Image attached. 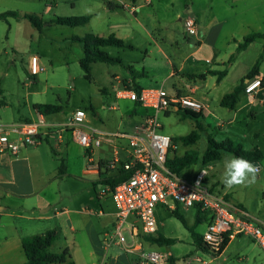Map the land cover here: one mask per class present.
I'll use <instances>...</instances> for the list:
<instances>
[{
	"label": "rangeland",
	"instance_id": "1",
	"mask_svg": "<svg viewBox=\"0 0 264 264\" xmlns=\"http://www.w3.org/2000/svg\"><path fill=\"white\" fill-rule=\"evenodd\" d=\"M155 1H162L169 10L153 15L150 23L144 22V26L151 30L156 29L160 34L181 31L183 23L179 22L177 11L180 10V18H184L185 22V4L190 5L191 0ZM107 2L108 0H0L2 12L18 11L22 14L37 15L43 23V29L40 32L26 20L17 21L10 18L8 21L0 22L2 26L0 89L4 91V98L10 103L8 109H0V121L9 122L22 117L36 120L33 104L42 102L58 105L62 109L58 115L48 118L49 122H65L73 111L80 108L86 112V126L115 132V128L124 121L121 111L115 110V69L121 70V68L115 64L97 62L92 66L91 79H87L80 66V59L84 55L82 46L71 40L73 35L80 37L89 33L100 36L109 35V29L115 26V10L107 13ZM118 15L119 21L124 23L136 22V19L128 13L121 12ZM81 16L92 18L87 25L77 28L53 23L57 17ZM138 17L142 20L139 14ZM258 23L259 21L254 22L256 26ZM262 50L260 45L251 48L246 62H251L254 57L258 58L264 52ZM103 51L112 57L120 54V50L115 47H106ZM31 54L39 55L46 69L37 77H31L28 73V59ZM157 60L158 70L152 81L157 82V86H163L169 95H173L170 82H163L165 75L162 73L164 64L160 65L161 57ZM0 104H4V100H0ZM254 108L258 113L255 119L250 116L249 109L238 114L235 126L244 130L245 134L237 133L235 136L230 134L232 128L229 127V116H233V112L229 109H226L224 113L208 116L205 124L199 123L202 122L201 118L191 119L178 110L160 113L159 119L163 126L162 133L172 138L174 149L171 153L172 158L188 154H196L199 158L196 163L181 172V177L186 181H192L202 168L207 169L208 186L217 184L219 194L226 195L229 202L237 208L246 210L264 228V159L254 163L260 168L254 185L234 186L232 189L225 188L221 177L224 171V160L234 155L223 154L219 161L208 164H204L202 160L209 146V136L217 142L229 139L234 144H241L248 151H253L256 146H259L264 152V137L257 141L252 136L247 137L248 133L254 131L264 132V107L256 104ZM146 112L145 109H138L137 118H141ZM121 129L132 132V128L126 123ZM193 133L200 135L195 144L185 145L180 140L181 137ZM53 144V141H50V144L44 142L37 148L43 157L42 166L52 182L46 191L47 200L52 206L51 210L56 207L58 211H69L58 219V223L65 230L68 240L76 242L73 252L77 263L92 264L89 256L91 237L103 241L105 234H112L113 219L110 216H100L99 213L102 210L112 212L114 202L110 198L103 199L100 196L101 188L97 183L94 184L96 176L83 174L87 161L81 145L69 139L68 146L64 145L62 151L54 155L51 152ZM99 156L97 155L96 159ZM62 162L66 167L64 173L59 172ZM51 213L54 212L51 211ZM196 213L195 208L180 206L179 214L186 221L184 225L177 216H170L163 209L158 210L159 229L167 237L176 240L171 250L175 251L179 257L194 254L210 261L209 264H264V250L247 237H238L233 240L218 256L196 250L190 230L194 227ZM91 225L97 230L95 236L91 232ZM70 226L76 229L75 232L70 230ZM205 229L206 223L194 228L201 234ZM127 237L130 240L128 235ZM151 247L152 245H147L146 250H151ZM116 252H121L116 246L109 251V253Z\"/></svg>",
	"mask_w": 264,
	"mask_h": 264
},
{
	"label": "crops",
	"instance_id": "2",
	"mask_svg": "<svg viewBox=\"0 0 264 264\" xmlns=\"http://www.w3.org/2000/svg\"><path fill=\"white\" fill-rule=\"evenodd\" d=\"M131 1L139 5L134 17L136 22L131 24L119 21L118 14L121 12L128 13V11L118 2L108 0L106 5L107 13L115 10V26L109 29L108 36L115 35L133 46V49L118 48L120 54L115 56V58L122 60V64H115V66H120L121 68V70L115 69V110L121 111L124 121H121L115 128V132L93 126H86L87 130L94 129L105 134H129L128 131L121 129L125 123L133 131L134 127L142 122L146 113L138 119V109L145 108L140 103L119 97V92L123 88L135 90V87H138L143 90L158 87L157 82L154 83L152 81L155 72L158 70V57H161L160 65L164 64L162 73L165 76L163 82H170L173 95H190L204 104L205 109L200 114L202 122L198 121L199 123L205 124L208 116H212L215 113L226 112L225 110L228 108L221 106V100L240 84L241 80L249 73L250 68L256 64L260 55L264 53L262 52L258 58L254 57L251 62H246L248 61V53L254 46L260 45L263 49L262 51H264V39H259L253 42L245 51L236 54L238 42L242 41L245 36L251 33L264 34V0H191L190 5L185 4V20L193 18L196 21L198 31L194 36H189L185 32V22L184 18H180V10L177 11V16L179 17V22L183 23L181 31H176L173 34H160L156 29L151 30L145 27L144 22L150 23L153 15L163 13L169 8L164 6L162 1L151 0L148 5H144L142 0ZM3 13L2 8H0V15ZM19 13L24 15L21 12ZM138 14L142 20L139 19ZM2 21L0 20V22ZM255 21H259L258 26L254 24ZM1 31L2 26L0 25ZM203 42H207V45H204ZM234 54H236V59L228 64ZM245 62L246 66H244ZM225 69L228 70V73L221 81L218 80L217 76L211 74L213 71H223ZM259 78L262 79V82L264 81V59L261 63ZM0 100H4V104H0V109H8L10 103L4 98V91L1 89ZM35 104L48 103L35 102L33 106ZM256 104L264 107V85L257 91L254 98L243 93L236 107L229 109L233 112V116H229V127L232 128L230 134L234 136L237 133H240V135L245 134L244 130L235 126L238 114L249 109L250 116L255 119L258 117V113L254 108ZM35 113L38 119L41 114L36 111ZM55 115H58V113L45 117L48 121V118ZM36 120L22 117L7 123ZM48 123L62 124L63 122L48 121ZM248 134L247 137L251 138L252 136L255 141L264 137V132L262 131H254ZM69 139L78 144L73 139L71 132L65 135L61 143H58L55 137H49L42 143L50 144V141H53L51 152L56 155L62 151V147L68 143ZM101 139L102 146L95 150L94 153L96 162L103 164L110 159L114 149L118 150L124 159L128 157L129 150L126 139H118L111 136H103ZM41 144L22 148L17 157L0 154V264H27V256L23 248L24 239L43 234L49 230H57L59 233L52 250L60 253L65 249H69L72 261L78 264L73 252L76 242L68 240L65 230L58 223V219L69 211H58L56 207L51 210L52 206L47 200L46 191L52 182L42 166V154L37 150ZM83 153L87 166V151L84 148ZM97 155H100L98 159H96ZM83 174L96 176L97 179L94 184L97 183L99 188L102 187V175L94 172L88 173L86 167ZM207 181L208 179L206 178ZM216 185L211 187L212 189L215 188L213 189V191L216 190L215 192H217V187H219ZM102 198L112 199L111 197ZM51 211L54 213H51ZM114 211L115 207L112 212L102 210L99 215L110 216L114 220ZM113 220L111 226L113 225ZM91 229L95 236L97 230L93 225H91ZM70 230L75 232L76 229L70 226ZM160 235L170 238L163 234L161 229L151 236L156 238ZM90 244L89 256L92 264H100L105 256L103 241L91 237ZM175 244L176 242L169 246H160L151 244L146 240L142 243L145 249L147 245H152L150 251L171 253L173 261L191 255L186 254L179 257L175 251L171 250ZM195 249L197 250L196 247ZM107 262L109 264H136V255L123 252L108 253Z\"/></svg>",
	"mask_w": 264,
	"mask_h": 264
},
{
	"label": "built area",
	"instance_id": "3",
	"mask_svg": "<svg viewBox=\"0 0 264 264\" xmlns=\"http://www.w3.org/2000/svg\"><path fill=\"white\" fill-rule=\"evenodd\" d=\"M114 1L135 17L138 4L131 0ZM142 1L144 5L151 2ZM184 27L189 36L197 34V24L193 18H187ZM203 44L207 45V42ZM45 71L40 56L31 54L28 59L29 75L37 77ZM262 87V79H251L246 84L245 94L254 98ZM119 97L140 103L147 111L132 133L105 134L94 129L87 130L86 112L79 108L62 124H50L44 115L30 122L0 121V154L17 157L24 147L38 146L49 137H55L61 143L65 135L71 132L73 139L87 151L88 173L102 175V183L123 171L130 175L114 188L102 184L100 196L111 197L115 211L112 234L107 233L103 239L105 256L100 264H109L108 253L113 246L123 253L135 254L136 264H209L210 261L192 254L173 261V255L169 252L148 251L143 247L145 237L159 230L158 210L163 209L168 214L177 211L180 206L195 208L206 216L202 240L209 254L218 255L226 243L238 237L250 238L264 250V228L246 210L237 208L225 195L208 186L207 169L202 168L192 181H186L167 167L172 138L162 133L160 113L182 109L200 114L205 109L204 104L190 95H169L163 86L140 92L123 88ZM103 136L126 139L128 157L124 159L114 149L110 159L103 164L96 162L94 153L102 146Z\"/></svg>",
	"mask_w": 264,
	"mask_h": 264
},
{
	"label": "trees",
	"instance_id": "4",
	"mask_svg": "<svg viewBox=\"0 0 264 264\" xmlns=\"http://www.w3.org/2000/svg\"><path fill=\"white\" fill-rule=\"evenodd\" d=\"M13 18L16 20H28L32 26L38 31H42L43 23L37 15L24 14L21 15L18 11H9L0 15V20L8 21V19ZM91 16H81V17H57L53 20L54 24L61 26H68L72 28L85 26L91 21ZM259 39H264V34L261 33H251L245 36L242 41L238 42V47L236 54L245 51L253 42ZM72 41L79 43L83 49V57L80 59V66L85 72L87 79L92 77V66L97 62H102L106 64H122L120 58H115L110 56L107 52L103 51V48L106 47H115V48H128L133 49V46L127 43L123 39L117 38L115 35H110L108 37L99 36L97 34L89 33L83 37L74 36L71 38ZM236 54L231 56L229 63L233 62L236 59ZM264 59V53H262L257 60L256 64L252 67L250 72L245 78H243L240 84L231 92L226 94L221 100V106L234 109L240 99V96L245 93V87L249 80L254 79L260 76V67ZM228 73V70L223 71H213L211 74L217 76L218 80L221 81ZM264 85V81L262 82ZM137 92H140V88L135 87ZM33 109L41 115L50 116L59 113L62 109L58 105L54 104H35ZM178 112H183L185 116L198 120L200 114L192 113L190 111H185L179 109ZM30 122V121H29ZM200 138L199 133H193L188 136L181 137V141L185 145L195 144ZM175 141V139H173ZM209 146L205 153L203 154L202 160L204 164L212 163L219 161L223 154H232L237 157H244L257 163L264 159V154L259 147H255L253 151L245 150L241 144H234L231 140H225L223 142H217L211 136L208 138ZM174 152L173 147L170 150V155L167 161V167L176 173L181 175V172L193 165L199 159L196 154H188L182 157H171V153ZM65 163H61L59 169L60 173L65 172ZM127 172H120L115 174V176H110L104 180L105 184L110 185L112 188L116 187L119 183L129 178ZM102 183V184H104ZM170 216H177L183 223L186 225V221L182 215L179 214V209L173 213H168ZM207 221L206 216L198 210L195 217L194 227H192L191 233L193 238V243L197 250L209 254V249L206 248L203 244L202 234L197 233L194 228L197 225H201ZM57 230H49L43 234H39L33 237L25 238L23 241V248L27 256V264H76L72 261L70 257L69 249H65L60 253L54 252L52 247L55 241L58 238ZM145 240L151 244H158L160 246L171 245L176 242L174 239L166 238L162 235L159 237L147 236ZM229 245L226 243L223 250L218 254L220 255ZM215 255V256H218Z\"/></svg>",
	"mask_w": 264,
	"mask_h": 264
},
{
	"label": "clouds",
	"instance_id": "5",
	"mask_svg": "<svg viewBox=\"0 0 264 264\" xmlns=\"http://www.w3.org/2000/svg\"><path fill=\"white\" fill-rule=\"evenodd\" d=\"M222 183L226 189L234 186L249 187L256 183L260 168L244 157L232 156L223 162Z\"/></svg>",
	"mask_w": 264,
	"mask_h": 264
}]
</instances>
